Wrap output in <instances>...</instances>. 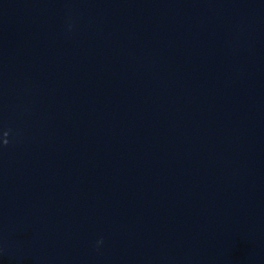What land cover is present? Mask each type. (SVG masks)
Masks as SVG:
<instances>
[{
  "label": "clouds",
  "instance_id": "1",
  "mask_svg": "<svg viewBox=\"0 0 264 264\" xmlns=\"http://www.w3.org/2000/svg\"><path fill=\"white\" fill-rule=\"evenodd\" d=\"M5 135H7V133H6ZM7 143H8V141L5 140V141H4V144L7 145ZM98 243H102V241H100V242H98Z\"/></svg>",
  "mask_w": 264,
  "mask_h": 264
}]
</instances>
